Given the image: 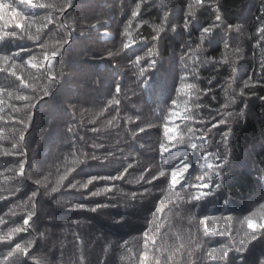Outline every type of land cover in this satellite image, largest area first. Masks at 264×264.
Instances as JSON below:
<instances>
[{
	"label": "trees",
	"instance_id": "16d2710c",
	"mask_svg": "<svg viewBox=\"0 0 264 264\" xmlns=\"http://www.w3.org/2000/svg\"><path fill=\"white\" fill-rule=\"evenodd\" d=\"M3 2L17 8L18 19L9 21V30L16 31L18 37L0 39V54L12 56L19 67L16 77L0 70V108L4 109L0 112L4 116L0 120V197H4L0 199V238L12 236L0 239V264H80L81 257V264H141L142 256L145 264H264V229H249L244 220L253 212L258 217L264 211L260 208L264 204V181L259 179L264 169V100L260 99L264 97V44L256 46L259 37L255 31L260 26L258 17L264 0H71L62 23L75 31L54 62L57 76H64L52 84L48 95L33 101L36 104L32 112L18 114L26 123L27 116L32 115L22 141L26 160L4 154L12 152L13 144H19L22 131L18 121L10 119L9 106L21 107L14 99L18 91L27 96L36 94L23 82L45 87L46 82L33 79L39 74L25 62L29 55L43 61L45 50L37 43L47 44L50 52L63 36L57 31L59 26L52 24L40 34L38 42L29 40L27 29L21 33L15 27L25 22L24 14H28L29 23L35 20L38 26L54 10L17 6L15 0ZM65 2L42 0L57 7ZM217 7L223 30L213 29L201 44L200 33L212 24ZM133 11L137 12L136 17H132ZM129 21L130 33L124 35ZM237 25L242 26L240 31L236 30ZM158 29L163 31L157 37ZM19 34L24 38H19ZM32 34H36L35 26ZM129 40L136 43L123 48ZM20 49L25 51L18 52ZM150 49H155L156 63L139 78L138 69L129 62L142 56L145 59L141 66L147 67ZM190 49L193 58L186 60L185 53ZM226 59L228 63H224ZM17 77H23V82ZM181 77L185 79L181 81ZM181 82L195 84L201 92L188 90V95L181 93L178 97L176 88ZM116 84L122 89L117 97L119 108L108 106ZM204 89L211 91L204 93ZM233 98L236 103L226 111L239 113L244 109L246 114L232 123L231 154L223 166L227 174L220 181L222 186L216 188L215 181L209 189L202 190L177 185L169 192L173 167L187 157L190 167L182 184L190 181L198 185V165L202 162L200 152L185 143L161 156L159 143L169 109L193 112L195 123H189V127L206 131L224 118L214 110ZM172 100L178 101V108ZM197 102L201 105L198 110ZM70 126L74 133L68 132ZM176 126L183 129L179 118ZM141 128L145 131L140 132ZM227 130V125L212 129L210 151L219 147L224 153L215 141ZM93 144L103 147L94 149ZM109 153L112 155L106 160L90 159ZM21 163L25 164L23 176ZM69 168L73 171L64 186L51 193L59 176ZM161 172L164 176L159 175ZM120 173L123 177L119 180H94L86 189L67 187L89 177ZM153 176L158 179L147 183ZM104 187L112 189L107 196L88 195ZM145 189L148 192L143 197L130 199L131 193ZM202 191L210 194L191 199ZM33 192L37 193L35 200L29 201ZM166 194L169 198L161 205ZM74 204L86 207L73 209ZM105 204L116 206L89 210ZM157 207L162 211L157 213L145 248L144 233ZM33 211L27 230L16 232L15 229L25 227L23 221ZM74 221L80 223L73 224ZM205 225L216 235H205ZM73 232L79 233L81 242L74 240ZM221 232L225 235L221 236ZM41 233L40 239L37 236ZM252 235L256 238L250 241ZM30 241L27 254L16 250V244L28 246ZM241 241L247 245L238 252L234 248L240 247ZM209 248L218 250L217 260L208 256ZM225 248L229 252L221 259Z\"/></svg>",
	"mask_w": 264,
	"mask_h": 264
},
{
	"label": "snow or ice",
	"instance_id": "6c2138e0",
	"mask_svg": "<svg viewBox=\"0 0 264 264\" xmlns=\"http://www.w3.org/2000/svg\"><path fill=\"white\" fill-rule=\"evenodd\" d=\"M71 0H66V2L59 7L55 5H50V4H44L42 3V0H15V3L17 6H24L26 8H48V9H53L54 12L52 14H47L45 19L36 26V21L33 20L32 23L28 22V14L25 15V22L23 24H16V28L21 29V33L24 32L25 29H27V38L31 41H36L38 42L41 39V33L48 28L49 25L56 24L59 27L57 28V31L59 33H62L63 38L57 39L54 43V46L52 47L51 51H47L48 45L47 44H41L37 43V47L40 49H44V57L43 61H41L38 57L29 55V60L26 61L25 63L30 66L31 69L35 70L36 73L39 75L34 77V80H39L40 83H45L46 85L43 89L40 88V84H29L27 82H23V77H17V79H20L23 82V86L27 88H32L34 93H36L34 96H27L20 94L18 91L15 94L14 99L18 101L21 104L20 108H17L15 105H10L9 107L12 109V115L10 119L12 121H18V123L22 127V131L20 133L19 137V144H13V150L12 152H4V154H12V155H19L21 157H24L25 160L27 159V150L22 144L23 138H24V133L27 127L30 124L31 116H27L28 122H25V119L19 118L18 114L21 112L28 113L29 111L32 112V109L34 108L36 102L40 100L42 97L48 95L49 90L52 86L53 83L56 81H59L64 74L61 73L60 76L58 77L57 74L55 73V61L56 57L59 54L61 48L63 45L67 42L68 36L72 31H75V28H69L67 24L62 23L63 17H64V12L65 10L69 7ZM199 3V0H197ZM137 9H139L140 5L138 4ZM11 13L12 15H8ZM137 12L133 11L132 12V17H136ZM189 15H192L190 13ZM7 17V19H6ZM15 19H18L17 15V8L13 7L11 3H4L3 0H0V21H3V34L0 35V39H3L5 37H18V33L13 30H9V21H13ZM259 27L256 28V34L258 35L259 39L256 41V46H261L264 44V5L261 6L260 8V14H259ZM189 21L186 19L185 21V28L188 27ZM130 25L131 21H129V24L125 26V33L124 35H128L130 33ZM223 21L222 18L219 14L218 7L216 9V15L215 19L213 20L212 24L210 26L204 27L200 33V41L201 44H203L204 40L206 39L207 35L213 31V29L221 28L223 30ZM35 26V32L36 34H32V28ZM139 27V25H137ZM241 25L236 26V30L240 31L241 30ZM231 25L228 27V31H231ZM163 31V29H158L157 30V37L160 35V33ZM19 38H24L23 34H19ZM153 39H156V37H153ZM135 40H129L128 42L124 43L123 48H128L135 44ZM225 48H228V44L224 45ZM197 48H200V45H197ZM19 51H25L24 49H20ZM154 52L155 49H150L147 53L148 56V61H147V67L141 66V61L144 60L145 58L142 56H137L133 61H130V65L134 66L135 68L138 69V77L140 78L143 76L150 68H152L155 63L156 59L154 57ZM113 53H108V56H112ZM193 58L192 50L190 49L188 53H185L184 59L186 60H191ZM207 63H212V61H205ZM229 61L226 59L224 63H228ZM19 65L17 63V60H15L12 56L10 55H3L0 54V70L5 71L8 74H11L12 76L16 77V72L18 69ZM261 67H264L262 65ZM233 73L236 72V68H232ZM195 75V74H194ZM198 78V77H196ZM181 81L185 79V77L180 78ZM211 80H209V83ZM229 87H231V84H229ZM188 90H192L196 93H200L201 89L197 87L195 84H186L181 82L179 84V87L176 88V93L179 97L181 93L184 95H188ZM121 87L119 84H116L115 86V91L113 95V99L108 101V106H116L119 108V103L120 99H117V97L120 96L121 94ZM210 89H204V93L210 92ZM42 93V94H41ZM225 95L227 96V90H225ZM9 96H12V93H9ZM213 99H215V96H213ZM260 99L264 100V97H260ZM36 101L33 103V101ZM199 100V96H197V101ZM172 105L175 106L176 108L179 107L178 101L177 100H172L171 101ZM187 104V101L185 102ZM236 100L235 98L230 99L229 103H226L221 106V109L219 110H214V111H219L221 114H223L224 118L220 119L218 123L212 124L210 128H207V130H203L201 128L197 127H189V123H195L193 120V112L184 110L183 112L181 111H176L173 110L172 108L169 109V114L165 118V122L163 124V137L161 139V142L159 143V152L161 156L167 152L170 148L175 147L177 144L180 143H185L187 144L191 149H196L197 151L200 152V159L201 163L198 165L200 170H201V175L197 177V179L200 181L198 185H192L189 182L183 183L185 181V174L188 172V169L190 167L189 163L187 162V157L179 164L176 165V167H173L171 169V180L169 184V189L168 191L170 192L175 186L177 185H182V189H187V190H193V189H209L210 184L215 181L216 188L221 187V179L224 175L227 173L224 172L223 166L225 163L229 160L230 154H231V146H230V138L233 137V131H232V123L238 119H241L244 117L245 110L241 109L239 113L236 112H229L226 111L231 104H235ZM246 105V103H245ZM74 107V106H73ZM201 105L197 102L195 103V109H199ZM4 109L0 108V112H3ZM73 116L75 117V112H73ZM179 118L181 122L183 123V129H187V131H184L183 129H178L176 126V120ZM4 116L0 115V120H3ZM111 123V121H109ZM219 125H227L228 130L224 131L221 134V137L218 141H215V143L219 146H222L224 149V153H221L219 150V147H217L216 151H210L209 150V144H211L213 141L211 137L209 136V133L212 131L213 128H217ZM2 131V130H0ZM93 131H96V129H93ZM145 131V129L141 128L140 132ZM69 133H74V128L69 127L68 128ZM135 135V133L133 134ZM72 140L75 141V137H72ZM76 144H73V148L75 149ZM92 147L94 149H99L103 147V145H98V144H93ZM23 148L24 151L21 152L20 149ZM112 153H109L107 156L104 157H99L96 155H93L90 157V159H98V160H106L108 159ZM86 158L85 160H87ZM215 160V163H209V161ZM84 160V161H85ZM84 161H77V163H82ZM131 167V165L129 166ZM73 169L69 168L63 175L59 176V179L56 181V186L51 188V193H54L58 190H60L63 186L65 181L68 179L69 173H71ZM127 169H125V172ZM147 171V170H146ZM25 173V164L21 163L20 165V174L23 176ZM261 175L259 179L264 181V169L261 170ZM160 176H164V173L161 172L159 173ZM123 177V173H120L118 176H112V177H89L87 180L83 182H76V183H69L67 185L68 188L71 189H76V190H81V189H86L89 184L93 183L94 180L98 179H105L109 181H116L119 180ZM141 179H144L142 176ZM157 176H153L151 181H147V183L151 184L152 181L157 180ZM207 180L209 183L205 184L204 181ZM111 188L104 187V188H99L96 191H91L88 193L90 196H99L101 194L108 195L111 192ZM214 190V189H213ZM148 192V189H145L144 192L142 193H136L133 192L131 193L130 199L137 198L138 196L143 197L144 194ZM51 193H48L50 195ZM210 194L209 191H202L200 194L192 197L191 199L193 200H199L205 195ZM37 193L33 192L32 196L29 197V201L35 200ZM168 195L166 194L164 198L161 199L160 204L163 205L166 200H168ZM0 199H4V197H0ZM55 202V201H54ZM108 206H116L115 204L113 205H96L90 208V211H95L96 208L98 207H108ZM86 205L83 204H74L71 206L73 209H82L85 208ZM260 208L264 210V204L260 205ZM162 208L157 207L156 210L152 213V220L149 221V227L147 231L144 233L145 237V248H147L148 243H149V234L154 231V228L152 226L153 222H155L158 217L157 213L161 212ZM35 214V211L29 214V219H25L23 221V224L25 227L23 228H17L15 229L16 232L24 231L27 230L29 226L30 219L33 217ZM206 219H212V217H207ZM226 219H229L226 217ZM247 227L249 229H264V211H261L259 216L257 217V213L253 212L250 215L246 216L244 218ZM2 223V221H0ZM80 223V221H74L73 224ZM203 223V221H201ZM216 235L215 232L207 225H205V235ZM74 240L75 241H82V238L80 237L78 232H73L72 233ZM221 236L225 235L223 232L220 233ZM43 233H41L39 236L40 239L42 238ZM245 236H247V233H245ZM12 236H7L3 237L0 239H11ZM256 237L255 235H252L250 237V241L254 240ZM126 243V242H125ZM32 241L29 242L28 246H25L24 244H16L15 248L17 251H22L24 254H27L29 247L31 246ZM247 244H245L244 241H241V246L234 248L238 252H243L244 248ZM217 249L216 248H209L208 250V256L212 258V260H217ZM229 252V249L225 248L223 249V256L221 259L225 258ZM82 257L80 260V264L82 262ZM141 264H145V257H141Z\"/></svg>",
	"mask_w": 264,
	"mask_h": 264
}]
</instances>
